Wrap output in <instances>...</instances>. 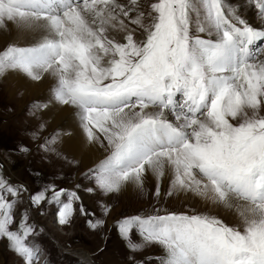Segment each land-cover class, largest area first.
<instances>
[{
	"label": "snow or ice",
	"instance_id": "obj_1",
	"mask_svg": "<svg viewBox=\"0 0 264 264\" xmlns=\"http://www.w3.org/2000/svg\"><path fill=\"white\" fill-rule=\"evenodd\" d=\"M246 3L259 26L228 0H0V29L38 34L31 46L0 50V75L51 78V101L75 109L87 142L104 153L87 191L142 188L150 176L159 196L167 176L169 195L235 207L238 226L195 213L121 220L132 251L142 247L133 230L163 249L158 264H264V59L253 50L264 41V0ZM20 191L0 176V239L22 264H36L27 213L11 228ZM30 199L55 203L66 224L80 197L50 185Z\"/></svg>",
	"mask_w": 264,
	"mask_h": 264
},
{
	"label": "rangeland",
	"instance_id": "obj_2",
	"mask_svg": "<svg viewBox=\"0 0 264 264\" xmlns=\"http://www.w3.org/2000/svg\"><path fill=\"white\" fill-rule=\"evenodd\" d=\"M150 2L141 0L145 7ZM228 2L237 6L230 0ZM245 15L243 12L244 18ZM254 25L259 26V23L255 22ZM136 35L139 38L140 31ZM10 44L14 43L3 44L0 50ZM260 59H264V54ZM4 77V74L0 75V92L3 94V97L0 94V176L10 185L21 189L13 211L15 222L11 228L16 231L22 215L27 213L28 224L35 228L27 242L39 249L36 264H84L73 253L78 250L92 255L96 264H147V257H152V264H158L156 258L164 255L163 249L158 245L156 248L144 244L137 230L132 231L131 238L134 243L141 244V250L132 251L121 238L118 223L133 216L195 213L214 216L229 226H237L234 224L237 221L232 218L211 211L206 204H195L188 197L179 196L178 191L173 190L169 195L171 185L166 188L160 184L159 196L155 195L156 185L151 187L147 184L137 188L132 195H123V190L110 195L87 191L90 187L95 188V185L86 178V174L98 162L84 168L78 161L58 150V128L50 129L39 118H35V113H31L37 101H26L22 106V96L6 97L4 92L8 85L3 83ZM50 185L54 186L55 191H75L80 197L79 201L73 202L75 211L66 224L59 223L58 206L55 203L45 201L39 206L32 205L30 197ZM52 194V189L46 192L47 197ZM61 200L67 202V195H62ZM81 204L87 214L80 212ZM105 207L109 210L107 214L104 213ZM98 220L102 223L96 228L90 227V221L95 223ZM4 244L6 264H22L21 258L8 247L7 241L0 239V245ZM0 264H3L1 257Z\"/></svg>",
	"mask_w": 264,
	"mask_h": 264
},
{
	"label": "bare ground",
	"instance_id": "obj_3",
	"mask_svg": "<svg viewBox=\"0 0 264 264\" xmlns=\"http://www.w3.org/2000/svg\"><path fill=\"white\" fill-rule=\"evenodd\" d=\"M234 2L237 6L243 7V12L246 14L245 18L250 22L254 23L259 20L255 15V11L247 5L246 0H230ZM233 4V3H231ZM38 38V34L31 33L28 31L18 29L14 24L8 23L7 27L0 29V46L8 42H13L17 46H31ZM3 79L4 84H7L6 92H4L6 97L13 96H22L23 105L26 101H37L35 107L31 109V113H35L36 117L47 124L50 129L58 128L60 135H57L56 143L59 146L58 150H61L64 155L73 158L75 161H78L82 167L88 168L91 163L96 164L100 159L103 158L104 153L102 150H99L98 147L94 144L87 142L82 129L79 125L78 115L76 110L70 107L61 106L51 101V92L50 89L53 86V81L49 77H45L39 82H34L28 79L27 77L14 73L8 72L4 74ZM1 87V86H0ZM3 97V94L0 92ZM40 99V101H39ZM5 100V98H4ZM3 100V103L5 101ZM8 102V101H7ZM47 104V107H42ZM92 164V165H93ZM156 180L153 177H148L145 180L144 185H150L151 187L156 185ZM162 186L171 185L169 178L166 176L162 181H160ZM137 187L127 186L123 189V195H130L132 192L136 191ZM179 196L188 197L189 200H193L195 204H203L209 206V209L213 212H221L225 218H229L234 221V224L239 225L240 218L236 213L235 207L232 209L225 208L222 205H217L211 200H206L202 197L195 195L194 193L187 192H178ZM132 195V194H131ZM5 244L0 245V257L3 259V264H6V255H5ZM158 248L157 245H152ZM72 252V251H71ZM74 255L84 261L86 264H96L93 256L84 251H73ZM84 263V264H85Z\"/></svg>",
	"mask_w": 264,
	"mask_h": 264
}]
</instances>
